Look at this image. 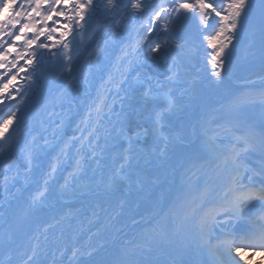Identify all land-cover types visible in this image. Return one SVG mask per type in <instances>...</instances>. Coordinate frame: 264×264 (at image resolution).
<instances>
[{"label": "bare ground", "instance_id": "1", "mask_svg": "<svg viewBox=\"0 0 264 264\" xmlns=\"http://www.w3.org/2000/svg\"><path fill=\"white\" fill-rule=\"evenodd\" d=\"M116 2L111 8L107 0H94L96 11L85 29L68 37L67 56L59 45L41 50L36 69H25L14 82L28 84L31 75L26 95L21 90L11 104L0 105L3 116L18 108L10 126L21 119L0 140V264L92 259L156 218L174 155L194 148L204 132L250 139L253 152L235 137L241 174L264 172L257 165L264 162V68H254L264 61L256 25L264 0H249L243 27L220 58L238 87L220 90L216 105L206 93V75L219 68L208 62L211 53L201 34L199 41L190 35L176 41L183 19L167 33L146 31L151 8L168 7L171 0H146L144 13L131 8L132 0ZM165 40L169 50L150 56L154 43ZM239 65L245 69L241 78L233 74ZM197 105L201 116L193 119ZM181 114L176 127L172 122ZM218 121L220 127L214 126ZM129 124L135 130H126ZM230 174L221 177L215 197ZM17 180L24 184L14 186ZM156 192L152 213L132 219L139 201ZM69 247L75 252L65 259ZM241 264H264V257Z\"/></svg>", "mask_w": 264, "mask_h": 264}, {"label": "snow or ice", "instance_id": "2", "mask_svg": "<svg viewBox=\"0 0 264 264\" xmlns=\"http://www.w3.org/2000/svg\"><path fill=\"white\" fill-rule=\"evenodd\" d=\"M107 5L118 7L116 0H107ZM131 8L144 13L149 5L146 0L143 3L142 0H132ZM250 8L249 0H171L168 7L161 4L151 8L146 31L151 33L155 29H163L167 33L179 20L191 15L198 21L202 42L211 53L208 62L214 69L222 68L223 61L220 58L238 35V29L243 27V18ZM95 11L94 0H23V3L18 0H0V70H3L0 71V105L6 101L11 104L21 90L26 95L31 75L27 77L28 84L17 87L14 82L27 67L33 66L38 54L44 55L41 50L51 51L59 45L67 56L68 37L73 36L74 32L80 35ZM157 21L160 23L157 24ZM49 22H52L51 27ZM41 37H44L43 41ZM168 50L166 40L157 41L150 48L149 55L163 54ZM67 58L71 59L70 56ZM20 61H24V64L20 65ZM214 74L219 76L220 72ZM23 98L22 95L21 100ZM17 111L18 108H9L6 116L0 113V140L5 139V131L16 119ZM244 150H247L246 143ZM229 162L232 166L230 178L220 189L218 199L209 205L205 189L195 204V208L203 210L201 234L216 264H228L233 252H240V247H234L237 243L244 247L264 248V215L258 221L246 215V210L255 203L264 205V172L245 170L242 176L238 152L221 156L224 166H228ZM256 176L262 178L259 184L255 183ZM240 221L254 224V230L237 237L231 229ZM213 236L215 243L212 242ZM221 246L227 259L218 251Z\"/></svg>", "mask_w": 264, "mask_h": 264}, {"label": "rangeland", "instance_id": "3", "mask_svg": "<svg viewBox=\"0 0 264 264\" xmlns=\"http://www.w3.org/2000/svg\"><path fill=\"white\" fill-rule=\"evenodd\" d=\"M213 124L216 126L217 122ZM210 136L208 132L202 133L194 148L182 147L174 155L170 177L165 181L168 188L163 190L164 201L156 219L134 227L125 237L94 254L92 259L71 262L69 259L68 264H216L209 245L202 238V209L195 208V204L205 189L207 202L209 197L215 198L222 176L219 170L227 167L221 163V156L229 155L232 146ZM187 150L191 153L186 156ZM95 229L93 226L92 230ZM212 242L215 243L214 236ZM218 251L227 259L223 246ZM250 257V254L233 252L228 264H241Z\"/></svg>", "mask_w": 264, "mask_h": 264}, {"label": "water", "instance_id": "4", "mask_svg": "<svg viewBox=\"0 0 264 264\" xmlns=\"http://www.w3.org/2000/svg\"><path fill=\"white\" fill-rule=\"evenodd\" d=\"M263 25H261V32L263 34V39H264V22H262ZM178 32H177V36L180 37L181 34L183 33H192L194 34V36L196 38H198V35L201 33L200 28L198 27V21L194 18L191 17V15L187 16L186 18L183 19L181 25L178 27ZM238 84L234 83V85L232 84L233 88H237ZM157 198L154 197V200ZM151 207L149 208V206L144 210L139 213V214H145L146 212L150 211L152 208V205H150Z\"/></svg>", "mask_w": 264, "mask_h": 264}]
</instances>
